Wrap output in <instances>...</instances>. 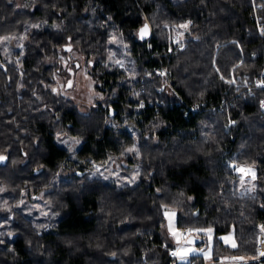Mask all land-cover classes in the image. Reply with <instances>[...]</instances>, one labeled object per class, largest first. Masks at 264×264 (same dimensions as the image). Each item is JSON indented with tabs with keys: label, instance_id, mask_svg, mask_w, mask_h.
<instances>
[{
	"label": "clouds",
	"instance_id": "9594fccd",
	"mask_svg": "<svg viewBox=\"0 0 264 264\" xmlns=\"http://www.w3.org/2000/svg\"><path fill=\"white\" fill-rule=\"evenodd\" d=\"M6 4L0 264H264V0Z\"/></svg>",
	"mask_w": 264,
	"mask_h": 264
},
{
	"label": "trees",
	"instance_id": "16d2710c",
	"mask_svg": "<svg viewBox=\"0 0 264 264\" xmlns=\"http://www.w3.org/2000/svg\"><path fill=\"white\" fill-rule=\"evenodd\" d=\"M45 2H51V0H45ZM210 3L213 2V0H209ZM69 3V10H71V0H68ZM77 3L80 7L83 6V0H77ZM13 10V5H7L6 4V0H0V14H4L6 12H11ZM44 13L41 9V7L38 5L35 9V11H30L28 9H15V15H13L10 19V21H7L8 23H15L18 19H21L22 17H35L37 15L42 16ZM57 14L55 12L51 13V16L49 17L50 21L52 17H55ZM197 15H206V13H197ZM0 27H3V25H0ZM32 66L31 62L26 60L25 61V68H30ZM10 85L14 86L13 82L10 81ZM15 95V93L13 94ZM10 102V98H8L3 92H0V111H3L5 109V107L9 104ZM25 117H27V114H24ZM13 117H15L17 120H20L21 117L16 116V112L15 110L11 113L5 111L4 112V116L0 117V123H4L6 120H11ZM34 128H40L41 125L37 124L35 122H33V124L31 125ZM4 127L8 128V129H12V125L10 124H5ZM0 131H3V129H0ZM17 132H19V130H16ZM21 136V140L23 139V135L22 133L20 134ZM4 139V137L0 136V142H2ZM10 140L12 139L11 137L9 138ZM19 151V143L18 142H12V147L9 149V163L11 161V159L18 153ZM46 163H50V165H54L55 164V160H51V161H46ZM258 221H264V211H260L258 216L256 217ZM87 227H94V225H89ZM221 234H225V233H221ZM137 240H139V238H137ZM154 243H158L159 241L157 239L154 238L153 240ZM138 251V250H137ZM23 255V253H22ZM25 259H27V256H25Z\"/></svg>",
	"mask_w": 264,
	"mask_h": 264
},
{
	"label": "snow or ice",
	"instance_id": "6c2138e0",
	"mask_svg": "<svg viewBox=\"0 0 264 264\" xmlns=\"http://www.w3.org/2000/svg\"><path fill=\"white\" fill-rule=\"evenodd\" d=\"M4 159L5 157H0V161ZM241 171H244V170L241 169ZM169 228H170V231L173 237L175 238L178 244L182 242H186L188 244H194L195 241L192 239L193 230L190 229L187 234H184V233H181L179 230H177L171 223L169 225ZM261 228L262 230H264V225H262ZM197 231H201V230H197ZM203 231L210 232L211 230L208 229V230H203ZM209 239H211V236H209ZM223 239L226 243H228L231 238L230 236H224ZM232 246L235 247V244H232ZM192 251H193L192 248L179 247L175 251H173L171 254L173 256L183 259L184 257L188 256ZM261 255L264 256V253H261Z\"/></svg>",
	"mask_w": 264,
	"mask_h": 264
},
{
	"label": "rangeland",
	"instance_id": "374dc122",
	"mask_svg": "<svg viewBox=\"0 0 264 264\" xmlns=\"http://www.w3.org/2000/svg\"><path fill=\"white\" fill-rule=\"evenodd\" d=\"M226 234V233H225Z\"/></svg>",
	"mask_w": 264,
	"mask_h": 264
}]
</instances>
